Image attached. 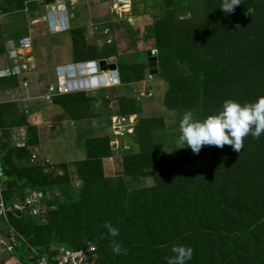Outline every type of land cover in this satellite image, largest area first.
<instances>
[{
	"label": "rangeland",
	"instance_id": "1",
	"mask_svg": "<svg viewBox=\"0 0 264 264\" xmlns=\"http://www.w3.org/2000/svg\"><path fill=\"white\" fill-rule=\"evenodd\" d=\"M212 1L216 13L202 21L206 15L204 0H127L126 7L118 0H55L49 6L47 0H0L2 66L7 65V59L2 57L6 42L26 35L32 21L41 17L36 12L45 14L48 7L62 8L71 22L66 33L72 30L84 33L91 53L117 64L122 83L98 91L86 90L58 101L61 107H66L63 112L71 121L83 120L88 126L83 142H75L76 152L81 155L60 152L67 147L66 139H70L64 132L57 136L54 146H49L53 148V156L46 158L54 160V167L68 165L61 175L44 174L41 161H30L34 150L41 151L40 141L35 142L36 134L28 132V142L32 145L25 160L13 142L0 139V157L12 155L5 165L7 172L23 176L24 170L37 168L39 177L49 184L46 221L36 220L19 209L26 193L18 189L0 202L3 204L0 209H5L8 216L13 211L18 214V218L11 216L22 221L16 223L11 217L10 222L15 228L20 227L24 236L31 235L43 249L49 245L76 249L94 244L97 257L87 264H169L174 245L193 249L186 264L194 258L209 264L222 260L219 246L238 229L259 226L264 232V161L260 158L264 153V133L259 138L245 136L240 152L234 151L231 145H202L194 154L189 147L177 143L179 120L185 111H191L194 119H203L217 112L226 99L243 104L264 96V11H249L245 15H254L239 21L232 17L237 11L235 6L232 12L224 13L219 8L221 0ZM244 1L237 7H245ZM167 11L173 12L180 26L190 28L184 30L187 32L184 43L188 46L185 63L205 57L226 63L227 67L229 63L232 73L226 75L222 65L220 69L209 68L208 82L183 79L181 83L187 86L177 89L178 81L172 77L160 79L155 75V80L149 82L147 66L154 55L151 57L148 52L159 46L154 26ZM45 25L42 21L36 29L46 28ZM73 52L74 59L78 60L74 46ZM155 57L158 68L160 58L158 54ZM136 64L143 66L138 68ZM164 70L179 76L188 72L184 63ZM128 79L131 80L128 82ZM4 82L13 84L9 78ZM107 95L117 102L120 108L117 113L136 114L139 125L133 136L134 146L125 153L128 156L117 162V171H108L107 157L111 154L113 134L108 127ZM6 110L8 119L0 121V131L9 132L10 137L9 127L20 129L25 116L16 105ZM51 129L45 133L47 137L54 134ZM231 166L243 169L240 179H236L238 184L230 191L217 192L214 203L219 202L218 210L211 212L202 208L210 207L214 198V192L202 188L203 185L208 188L200 180L202 170L212 168L217 174V168L224 172ZM3 178L6 184L7 178ZM193 181L197 183H187ZM2 190L6 189L0 187L1 197ZM95 197L110 198L108 209L94 211L87 206ZM106 222L117 229L115 236L104 227ZM9 228V223L2 224L0 218V237H6L9 231L18 232ZM16 238L19 240L18 235ZM44 243L48 245L43 246ZM115 245L120 248L119 255L112 251ZM1 255L0 251V264H3ZM258 260L264 264V258ZM26 264L29 263L26 261Z\"/></svg>",
	"mask_w": 264,
	"mask_h": 264
},
{
	"label": "trees",
	"instance_id": "2",
	"mask_svg": "<svg viewBox=\"0 0 264 264\" xmlns=\"http://www.w3.org/2000/svg\"><path fill=\"white\" fill-rule=\"evenodd\" d=\"M205 4H206V8H205V13L206 15L203 16L202 21L214 16V14L216 13L215 9H216V5L214 4V2L212 0H204ZM243 3H246V6L243 7L241 6L240 8H238L237 6L236 9L237 11H234L235 14L232 15V17H234L235 19L239 20V21H245V19H250L251 16H253L254 14L247 16L245 15L246 13H248L249 11H254L256 9H262V12L264 11V0H245ZM256 7V8H255ZM264 14V12L262 13V15ZM261 19V18H260ZM176 17L174 16L172 11H167L165 14L162 15V17L159 19V22L157 24H155L154 29H155V35L158 38V43L159 46L156 48V50L158 51V57L160 58L159 61V65H158V75H156L157 77H159L160 79H165V78H170L171 77L178 81V85L175 87L176 89L179 87H184L187 86L184 83H181L183 81V79H190L192 82H194L193 80H197L200 82H208L209 81V73H208V69L209 68H217L224 66L226 69L225 73L226 75H229L230 73H232L231 69L229 68L230 65L228 63V66L226 65V63L222 64L220 62V56L218 54V60L220 63L214 62L210 59L206 60L205 57H199V58H195V59H191L190 61H187V63H185V58H186V53H187V49L188 46L187 44H185V39H186V34L187 32H185L184 30H189L190 28L185 27L184 25L178 24ZM205 32H209L208 29H204ZM70 35L73 39V44L75 47V55H76V60L78 63H84V62H88V61H98L99 59H105V56L102 57H98L97 55L93 54L90 52L89 49H87V40L85 39V34L76 31V30H72L70 32ZM85 39V46L83 45ZM226 42V40H223L222 42ZM82 43V44H81ZM187 43V42H186ZM5 51V48H4ZM182 56V58H181ZM182 59V62H181ZM177 63H184L187 66L188 72L184 73V75H177L176 72L172 75H169L168 72L164 69H166V67L171 70L174 64ZM133 65V64H131ZM130 66V65H129ZM136 66L138 68H140L141 66H143L142 64H136ZM136 67V68H137ZM161 68V70H160ZM147 69H151V67L147 66ZM123 71L121 69V74H123ZM185 72V71H184ZM140 74V72H138ZM177 75V76H176ZM12 79V83L13 84H8L7 82H4L5 79L0 80V89L4 88V89H12L17 87V82L18 80L16 78H9ZM104 79L108 80V77L106 78L104 76ZM131 79H128V82ZM93 83L91 82L90 85H92ZM122 84V83H121ZM203 84V83H200ZM174 88V89H175ZM2 91V90H0ZM193 92V91H192ZM77 94V93H76ZM72 95V94H70ZM70 95H63V96H59L56 98L55 102L59 101L61 98L62 99H66L69 98ZM193 95H196L195 93H193ZM192 95V96H193ZM195 98H197L196 96H194ZM106 99V98H105ZM107 100V99H106ZM105 100V101H106ZM108 103V100H107ZM15 104V103H12ZM14 105H10V103H0V121L3 119V112L2 110L5 108L8 109L10 107H12ZM64 109L66 110V107L64 106ZM22 121V118L21 120ZM22 126H26L28 127V130L30 132H32L33 134H36V141L37 143H39L38 139V130L35 126L30 125L29 123H27L26 121H24L23 124H21ZM136 130L138 129L139 125H136ZM109 139L107 138V144H108ZM32 145V144H31ZM260 146V142L258 144V147ZM108 148V145H107ZM257 149V148H256ZM16 151L19 153H22V156L25 157L26 155H28V150L26 148H16ZM33 153V152H32ZM108 153H109V148H108ZM32 155V154H31ZM128 156V155H127ZM12 158L11 153H8L7 155H1L0 157V176L1 177H6L7 178V183H6V190H2L4 191L2 193V197L0 194V202L1 200L5 199L7 200V196L10 192H12L15 189H18L21 193H26L25 197L28 195L29 192L32 191H38L41 193L46 194L47 189L49 188V184L47 182L44 183V180H42L39 175L37 174V168H32V169H26L24 170V175L20 176L18 175L17 172H7L5 170V165L7 164L6 162H8V160ZM260 158L262 159V161H264V153L262 155H260ZM31 161V159H30ZM41 161V165L44 167L43 171L44 174L47 175H52V173H54V177L61 175L62 173H64L66 171V169H68V165L66 166H57L58 168L54 167V163H53V167L50 168L49 165H44L43 164V159L41 160H36V162H40ZM91 161V160H90ZM32 162V161H31ZM35 163V162H32ZM177 164H179V162H176ZM193 164V163H192ZM232 168H229L227 170L223 171H219L217 168V174L216 172L212 169V168H208L206 170H202V176L200 178V180L203 182H200L202 184H206L208 186V188H206L205 185H203V190H207V192H214V198L212 199L211 203H210V207L204 206L202 208H207V211H216L219 209V207L217 206L219 202L214 203V199L216 197L217 192H219L220 194L225 192V191H230L235 185L238 184V182L236 181V179H240V170L243 169H237L233 166H231ZM45 169V171H44ZM60 171H62L60 173ZM47 172V173H46ZM245 173V172H244ZM195 178L197 180V170L195 172ZM189 185H193L195 183H197V181H193V182H187ZM51 185V184H50ZM53 185V184H52ZM28 190V191H27ZM47 195V194H46ZM96 198V197H95ZM93 198V200L88 203L87 206L91 207V209L93 208L94 211H100V210H105L108 209V206L110 205V198H103V197H99V198ZM25 198L22 199V201H24ZM46 199H44V204H46ZM239 202L235 203L234 205L238 204ZM196 206V205H194ZM145 211L142 210V214H144ZM11 214L15 217L18 218V214H16L14 211L11 212ZM11 214H7V221L2 217L3 222L6 224L9 223V227L16 229L18 232L15 233L16 235L19 236V240L17 242V244L14 246V254L20 259V262L22 264H25V259H24V252H26L27 246L30 245L32 242L33 244L30 245L31 247L35 248L39 253L41 254H47L50 255L51 253V249L53 247H60L57 245H49L48 247L44 248L38 244V242L33 241V239L31 238V235L28 236H24L23 235V230H20V227L16 226V228L12 225V223L10 222V218L12 217ZM133 217V216H132ZM143 217V216H142ZM20 219V218H19ZM16 221V223H20L22 220L18 221L15 218H11V221ZM24 221V220H23ZM35 226V224H33V227ZM21 238V239H20ZM25 242V243H24ZM29 243V244H28ZM47 244H43V246H47ZM216 246V245H215ZM89 248V244L86 247H81V248H76L75 250H80V249H88ZM219 253H220V257L222 258V260H214L212 262H210L209 264H260V261L258 260V258H260L261 260H263L264 258V232L260 231V227H252L251 228H247L245 229V227L238 229L234 234H231V236L227 239H225L221 245L219 246ZM111 252V251H110ZM119 255V253H117ZM27 256V255H26ZM121 256H118V259H120ZM28 262V261H27ZM29 264H32L30 261L28 262ZM188 264H208V263H202L200 262L199 259L194 258L192 261H189Z\"/></svg>",
	"mask_w": 264,
	"mask_h": 264
},
{
	"label": "built area",
	"instance_id": "3",
	"mask_svg": "<svg viewBox=\"0 0 264 264\" xmlns=\"http://www.w3.org/2000/svg\"><path fill=\"white\" fill-rule=\"evenodd\" d=\"M55 12L57 15V22L60 23L61 17L57 11ZM34 24L35 22H32V26ZM47 25L49 26V29L52 30L48 23ZM62 30L64 29L61 28V31ZM33 32L34 30H30L29 36L22 37L17 41L8 42L6 45L7 54L5 53L7 65L0 67V79L16 78L19 81L17 88L20 89L21 87L28 89L32 80H37L38 82L40 80V77L36 76L37 66L33 56L31 55L33 47V37L31 34ZM84 63L87 65L85 74H81L80 70L76 69V71H74V76H71L70 71L66 70H64L63 75H61V72L58 70L57 81L49 84L46 92L40 96L42 101L45 102L48 107L54 106L55 100L59 96L76 94L86 90L97 91L99 89L111 88L121 85V81L117 72L108 71L105 73L100 71L97 67V61H88ZM104 76L106 78L108 77V81L107 79H104ZM85 78L92 80L95 79L96 81L94 84L89 86L83 85L81 83L74 85L69 84V82H73L75 80L79 81ZM147 79L149 82L155 80V74H152L151 72L148 73ZM17 88L5 90V94L9 97L8 100L13 99L9 95H11L13 91H16ZM106 99L108 100L107 110L110 113L108 121L109 128L113 134V138L110 141L111 154L107 157V163L109 164L108 169L113 171L114 168L115 171V168L118 166L116 165L117 162L120 160L122 161L123 157L127 156L125 153H128L134 146L133 136L135 135V129L137 125V115H121L117 113L116 110L120 109L117 107V102L111 98L110 95H107ZM0 103H2V101H0ZM130 141L131 143H129ZM38 159H40V155L36 152H33L31 155V161L36 162ZM42 162L44 165H49L50 168L53 167V164L50 162L49 158H43ZM47 197L48 196L46 194L38 191L29 192L25 197V200L21 201L19 209L26 211L30 217H33L36 220H40L42 222L46 221L47 205L44 204V199ZM0 206H3V204H0ZM17 242L18 240L16 238V234L11 233L8 250L12 252ZM96 250L97 248L94 244H89L88 249L80 250L65 247H53L51 249V252L53 253L47 255L39 253L35 248L28 245L26 249V261H30L32 264H87L91 260L93 262L95 261L97 257Z\"/></svg>",
	"mask_w": 264,
	"mask_h": 264
},
{
	"label": "crops",
	"instance_id": "4",
	"mask_svg": "<svg viewBox=\"0 0 264 264\" xmlns=\"http://www.w3.org/2000/svg\"><path fill=\"white\" fill-rule=\"evenodd\" d=\"M35 14L41 17L37 18L35 21H32L35 22V24L31 26V28L29 26L30 29H28L27 34L23 35L22 37L29 36L30 30H34V32L31 34L33 37L32 39L33 47H32L31 55L33 56L37 66L36 76H39L40 80L39 82L37 80L35 81L32 80L31 83L29 84L28 89L22 87L20 89L17 88L18 86L15 87L17 88V90L13 91L12 94L9 95L13 99L5 103H15L10 105H16V107L20 110V113L23 116H25V121L37 128L38 140L40 141L41 151H39L38 149L32 151L36 153H40L39 155L41 159L46 157L50 158L53 156V148H50L49 146H54V141L56 140L57 136L62 135V132H64V134H67V136L70 137V139H66L68 140L67 147L60 152L75 154L76 156H79L81 154H78L76 152L78 148H75V142L77 141L78 143L79 141L83 142V139L86 137L85 135L88 132V126L84 123L83 120L71 121V118L68 116V114L63 112L65 111L64 107H61L60 103H58L57 101L55 102L54 106L48 107L45 104V102H43L42 99L40 98V96H42L46 92L48 85L57 81L58 78L57 72L59 70V67L76 64L77 61L74 59V52H73V46H74L73 39L70 34L66 33L65 30L58 31L54 29L52 31L49 29L48 25H45L46 28L38 27L36 29V27L40 25L42 21H44L45 14L44 12L43 13L36 12ZM20 38L18 37L17 39H9L6 42L5 44L6 54H7L6 45L8 44V42L17 41ZM2 57L3 58L5 57V53L2 54ZM105 60L108 61L107 57L105 58ZM109 62L113 63L112 61H108V63ZM2 63L3 62H1L0 60V65ZM17 85H19L18 82ZM0 92H2L0 93V100H6L8 96L5 94V90H2ZM14 92H16V94ZM2 112L4 115L2 121H5L8 119L7 110H5L4 108ZM52 123L54 124V126ZM52 127L55 129H51ZM9 128L12 135L9 137V132L8 134H4L3 131H0V139L7 142H13L16 147L26 148L28 150V148L31 146L30 143L28 142L29 139L28 127L20 126V129H13L11 127ZM49 128L51 130H54V134H49V137H47L45 133L49 130ZM16 130L18 131L15 132ZM39 160L40 159H38V161ZM115 170L117 171L119 169L115 168ZM108 171L110 170L108 169ZM0 181L2 185L0 186L1 189L6 188L5 179L3 177H0ZM1 211L2 210L0 209V218L3 217L7 221L8 219H7L6 210L4 209L2 213ZM2 224H4L3 219H2ZM11 233L15 234L14 231L12 232L9 231V234L6 237L3 238L0 237V243L2 242L0 244V251L2 253L1 261L3 264H22L20 262V259L14 254V251L11 252L8 250L9 238ZM24 254L25 255L23 257L26 261L27 252H24Z\"/></svg>",
	"mask_w": 264,
	"mask_h": 264
},
{
	"label": "clouds",
	"instance_id": "5",
	"mask_svg": "<svg viewBox=\"0 0 264 264\" xmlns=\"http://www.w3.org/2000/svg\"><path fill=\"white\" fill-rule=\"evenodd\" d=\"M240 3L241 0H221L219 8L224 13H230L234 6ZM68 20L70 27L69 16ZM44 22L49 24L48 21L44 20ZM114 72H117L121 78L118 70ZM178 127L177 143L183 147H189L194 154L199 152L202 145H215L217 147L231 145L234 151L240 152L245 136L250 134L253 138H259L264 133V96L243 104L232 99H226L217 112L209 114L203 119H194L191 111H185L179 120ZM104 227L110 235L115 236L117 234V229L107 222ZM112 251L119 253V246H113ZM171 251L174 255L170 258L169 264H186V261L192 257L193 249L190 246L174 245Z\"/></svg>",
	"mask_w": 264,
	"mask_h": 264
},
{
	"label": "water",
	"instance_id": "6",
	"mask_svg": "<svg viewBox=\"0 0 264 264\" xmlns=\"http://www.w3.org/2000/svg\"><path fill=\"white\" fill-rule=\"evenodd\" d=\"M121 1H126V0H121ZM55 2V0H47L46 2V5H50V4H53ZM60 15L61 17V20H60V23H61V26H63V28H68L69 27V20H68V14L66 12V10L62 9V8H59L58 10H56V8H52L50 9L48 7V10L46 9V16L44 17V20L45 21H48L49 22V25L51 28L55 29V26L57 24H59L57 22V19H56V12ZM157 51L156 50H153V51H149L148 52V55L151 56V55H154L153 58L150 59L149 61V66L151 67V73L152 74H158V68H157V62H156V55H157ZM152 57V56H151ZM153 60V62H152ZM94 66V64H93ZM87 65L86 63H79V64H72V65H67V66H62V67H59V71L61 72V75H63V71L66 70V71H70V74L71 76H74V71H76V69L80 70V73L81 74H85V69H86ZM97 67L101 70V71H106V70H110V71H116L117 70V64L115 63H107L106 60L104 59H101L97 62ZM65 68V69H64ZM95 79H93V84L95 83ZM83 84V85H87L89 86L90 83H91V80L89 78H85V79H82V80H75L73 82H69V84Z\"/></svg>",
	"mask_w": 264,
	"mask_h": 264
},
{
	"label": "bare ground",
	"instance_id": "7",
	"mask_svg": "<svg viewBox=\"0 0 264 264\" xmlns=\"http://www.w3.org/2000/svg\"><path fill=\"white\" fill-rule=\"evenodd\" d=\"M118 3H119V4H126V3H127V0H126V1L118 0ZM126 6H127V4H126L124 7H126ZM115 7H116V6H115ZM117 7H118V6H117ZM122 7H123V6H122ZM118 8H119V7H118ZM59 27H60V28H59ZM57 28H59V29H57ZM61 28H63V26H61L60 23L57 24V25L55 26V29L58 30V31L61 30ZM63 29L65 30V29H68V28H63ZM52 31H53V28H52Z\"/></svg>",
	"mask_w": 264,
	"mask_h": 264
}]
</instances>
